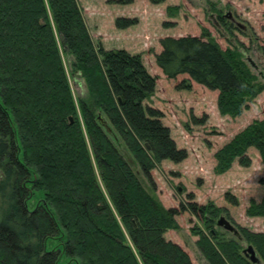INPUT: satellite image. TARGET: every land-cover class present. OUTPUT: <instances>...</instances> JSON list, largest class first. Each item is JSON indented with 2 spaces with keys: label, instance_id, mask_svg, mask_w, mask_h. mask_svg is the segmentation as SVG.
Instances as JSON below:
<instances>
[{
  "label": "trees",
  "instance_id": "1",
  "mask_svg": "<svg viewBox=\"0 0 264 264\" xmlns=\"http://www.w3.org/2000/svg\"><path fill=\"white\" fill-rule=\"evenodd\" d=\"M135 22L121 17L116 25ZM56 32L89 90L90 100L80 101L86 131ZM161 46L156 63L163 73L187 74L218 91L223 115H241L262 91L245 63L213 40L166 37ZM155 90L140 55L95 43L79 0H0V264H62L63 256L74 264H193L166 238L178 229L179 211L148 192L120 148H128L149 180L157 164L187 158L163 113L145 104ZM250 148L264 163V120L217 151L216 170H230L237 159L250 166ZM32 192L42 194L33 207ZM192 208L208 228L223 212L212 204ZM247 214L264 219V195ZM240 233L264 264V231ZM211 235L200 233L197 241L209 264H253L238 241Z\"/></svg>",
  "mask_w": 264,
  "mask_h": 264
},
{
  "label": "rangeland",
  "instance_id": "2",
  "mask_svg": "<svg viewBox=\"0 0 264 264\" xmlns=\"http://www.w3.org/2000/svg\"><path fill=\"white\" fill-rule=\"evenodd\" d=\"M79 3L95 43L108 50L125 49L141 56L148 72L156 78L155 93L145 104L163 113L162 122L170 128L178 148L188 152L180 163L165 160L157 164L149 180L128 148L120 145L148 192L165 208L179 211L178 229L169 230L166 238L178 243L193 264H209L197 246L203 232L211 237L213 231L215 235L235 239L244 254L250 244L218 226V221L225 217L239 232L243 228L264 231V219L247 214L251 202L261 201L264 195V163L258 150L250 148L247 151L250 166H242L237 159L230 170L219 173L215 154L254 121L264 120V0H79ZM121 17L136 22L120 29L116 22ZM50 18L53 20L51 14ZM184 36L213 40L223 52L232 51L245 63L253 76V85L261 86L262 91L249 98L241 115L221 114L218 91L191 81L187 74L170 79L157 65L161 39ZM56 38L85 130L80 101L90 100L89 90L82 73L73 67V56L64 52L57 32ZM32 193L31 207L42 198L41 193ZM194 204L198 211L199 207L212 204L223 212L214 226L208 228L200 211L192 210ZM126 236L133 247L129 235ZM61 263L74 264L66 256Z\"/></svg>",
  "mask_w": 264,
  "mask_h": 264
},
{
  "label": "water",
  "instance_id": "3",
  "mask_svg": "<svg viewBox=\"0 0 264 264\" xmlns=\"http://www.w3.org/2000/svg\"><path fill=\"white\" fill-rule=\"evenodd\" d=\"M71 121L73 119L71 118ZM99 121L102 126H104L109 132L112 131L109 123L106 121V119L103 117L102 114L99 115ZM147 149H150V146L146 145ZM218 226L224 227L227 231L233 232L235 236H237L240 240H242L241 233L239 232V229L235 227L228 219L225 217H221L218 221ZM212 234H214L213 231H211ZM244 254L250 259V261L253 264H263L260 257L258 256L255 248L252 245H249L247 249L244 250Z\"/></svg>",
  "mask_w": 264,
  "mask_h": 264
}]
</instances>
